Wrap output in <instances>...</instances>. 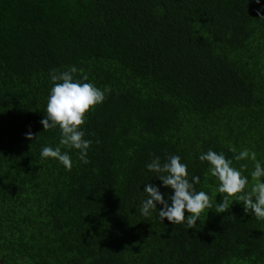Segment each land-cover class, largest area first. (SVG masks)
I'll list each match as a JSON object with an SVG mask.
<instances>
[{"label":"trees","instance_id":"obj_1","mask_svg":"<svg viewBox=\"0 0 264 264\" xmlns=\"http://www.w3.org/2000/svg\"><path fill=\"white\" fill-rule=\"evenodd\" d=\"M71 66L111 88L82 126L88 164L40 123L50 71ZM209 149L251 191L255 162L234 157L249 149L264 167V0H0L2 264H264V219L241 202L189 229L162 221L161 204L141 214L146 184L174 194L147 168L156 156H180L195 190L222 202L199 160Z\"/></svg>","mask_w":264,"mask_h":264},{"label":"clouds","instance_id":"obj_2","mask_svg":"<svg viewBox=\"0 0 264 264\" xmlns=\"http://www.w3.org/2000/svg\"><path fill=\"white\" fill-rule=\"evenodd\" d=\"M260 0H256L259 3ZM259 15V12H258ZM80 78H76V74ZM50 78L53 87L47 101L46 116L40 123L43 130L60 128L61 146L75 148L79 150V160L84 163H90L88 159V149L92 144L91 140L84 139L85 132L82 126L85 124V117L88 112L101 104L106 99V94L111 92L109 86L103 90L97 88L89 81L88 74L83 69L71 66L66 71L52 69ZM29 140L35 139L31 131L25 134ZM235 152V149H232ZM42 158H54L58 160L67 170L72 168V159L68 152H62L61 147L54 149L45 146L41 151ZM236 161L251 159L255 162L254 171L251 176L256 183L251 187V191L246 190L249 180L242 172L233 167V161L225 157L223 153H217L209 149L206 153L199 156L200 161H207L210 165V173L218 178V193L222 194V202L217 203L215 197L210 196L205 191L197 192L195 184L200 183V177L194 176L189 180L187 165L181 163L178 155H171L167 162L161 163L160 157L156 156L147 168L150 171L163 173L158 178L162 181L163 186L170 187L174 194L169 200L164 198L158 186L146 184L144 191L147 197L141 206V214L145 217L151 214L150 210L157 208V204L163 205L159 209V217L162 221L166 217L172 224H186L187 229L196 228L197 220H200L201 214L215 208L217 213H225L230 209L233 201L243 204L244 212L251 213L257 219H264V167L256 159V153L245 149L235 155ZM247 164H242V169H247ZM185 210L189 215L185 216Z\"/></svg>","mask_w":264,"mask_h":264},{"label":"rangeland","instance_id":"obj_3","mask_svg":"<svg viewBox=\"0 0 264 264\" xmlns=\"http://www.w3.org/2000/svg\"><path fill=\"white\" fill-rule=\"evenodd\" d=\"M0 264H2L1 261H0Z\"/></svg>","mask_w":264,"mask_h":264}]
</instances>
